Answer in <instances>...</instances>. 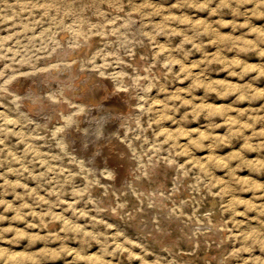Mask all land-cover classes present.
<instances>
[{"label": "rangeland", "instance_id": "obj_1", "mask_svg": "<svg viewBox=\"0 0 264 264\" xmlns=\"http://www.w3.org/2000/svg\"><path fill=\"white\" fill-rule=\"evenodd\" d=\"M0 110V264H264V0H0Z\"/></svg>", "mask_w": 264, "mask_h": 264}, {"label": "bare ground", "instance_id": "obj_2", "mask_svg": "<svg viewBox=\"0 0 264 264\" xmlns=\"http://www.w3.org/2000/svg\"><path fill=\"white\" fill-rule=\"evenodd\" d=\"M59 55H60V54H59ZM61 56H62V55H61ZM86 59H87V58H86ZM86 59H85V60H86ZM77 62H78V61H77ZM135 63H136V62H135ZM70 64H71V63H70ZM73 64H74V63H73ZM63 65L65 66V64H63ZM68 66H69V65H68ZM70 66H73V65H70ZM76 66H77V65H76ZM76 66H74V67H76ZM133 66H134V65H133ZM48 69H49V68H48ZM73 70H74V69H73ZM79 70H80V69H79ZM79 70H78V71H79ZM70 71H71V69H70ZM97 71H98V70H97ZM100 71H101V70H100ZM44 72H45V71H44ZM53 72H54V71H53ZM56 72H57V71H56ZM39 73H40V72H39ZM37 74H38V73H37ZM37 74H36V76H37ZM43 74H44V73H43ZM54 74H55V73H54ZM73 74H74V73H73ZM76 74H77V72H76ZM92 74H95V73L92 72ZM106 74H107V73H106ZM71 75H72V73H71ZM81 75H82V74H81ZM86 75H87V74H86ZM87 76H88V75H87ZM87 76H86V77H87ZM22 77H23V76H22ZM38 77H39V76H38ZM44 77H45V76H44ZM46 77H47V76H46ZM46 77H45V78H46ZM55 77H56V76H55ZM59 77H60V75H59ZM61 77H62V76H61ZM63 77H65V76H63ZM77 77H78V76H77ZM86 77H85V78H86ZM99 77H100V76H99ZM101 78H102V77H101ZM41 79H42V78H41ZM46 79H47V78H46ZM48 79H49V78H48ZM58 79H60V78H58ZM58 79H57V81H58ZM62 79L64 80V78H62ZM67 79H68V78H67ZM67 79H66V80H67ZM87 79H88V78H87ZM87 79H86V80H87ZM99 79H100V78H99ZM105 79H106V78H105ZM107 79H108V78H107ZM118 79H120V78H118ZM16 80H17V79H16ZM24 80H25V78H24ZM24 80H21V81H24ZM35 80H36V79H35ZM68 80L70 81L71 79H68ZM84 80H85V79H84ZM86 80H85V81H86ZM88 80H89V79H88ZM27 81H28V80H27ZM59 81H61V80H59ZM64 81H65V80H64ZM92 81H93V80H92ZM106 81H107V80H106ZM106 81H105V82H106ZM17 82H18V81H17ZM17 82H16V83H17ZM24 82H25V81H24ZM24 82H23L21 85H19L18 87H19V88L26 87V90H27V91H28V89H30L29 91H30L31 93L35 94V95H36V90H37V87H38V90L40 91V94L38 93L39 91H38L37 93L39 94V97L41 98V99H39V100H42L43 97L49 99V93H50V92L47 93V92L45 91L46 89L44 88L45 86L43 87V85H47L46 83H48L49 81L44 82L45 84L40 83L39 86L36 87V89L34 88V85H35V84H34L32 81H31V82L33 83V85H31L29 88L27 87L26 82H25V83H24ZM37 82H38V81H37ZM37 82H36V83H37ZM42 82H43V81H42ZM52 82H53V81H52ZM66 82H67V81H66ZM108 82H109V81H108ZM27 83H28V82H27ZM38 83H39V82H38ZM56 83H57V82H56ZM67 83H68V82H67ZM80 83H81V82H80ZM85 83H86V82H85ZM11 84H12V83H11ZM48 84H50V83H48ZM54 84H55V83H54ZM91 84H92V83H91ZM94 84H95V83H94ZM96 84H97V83H96ZM103 84H104V83H103ZM105 84H106V83H105ZM105 84H104V85H105ZM37 85H38V84H37ZM82 85H83V84H82ZM108 85H109V84H108ZM35 86H36V85H35ZM48 86H49V85H48ZM76 86H77V85H76ZM80 86H81V85H80ZM85 86H86V85H85ZM92 86H93V85H92ZM102 87H103V86H102ZM19 88H18V89H19ZM43 88H44L45 90H44ZM46 88H47V87H46ZM78 88H79V87H78ZM78 88H77V89H78ZM82 88H83V87H82ZM92 88H93V87H92ZM98 88H100V86H99ZM109 88H110L109 86H108V87L106 86V87L104 88V89H105V93H104V95H103V93H102L101 96H103V97H102V99H101L100 101H98V99H99L98 97H100V96L95 97V98H91V97L88 98V96H87V99H89V101H91V102L88 103V104H86L87 102L85 103V104H86L85 109L87 108L85 112H87L88 109H89V110L92 109L93 111H94V110H95V111L98 110V112H100V113H99L100 115H94V116L97 118L96 125H94V126H92V127H89V129H88V131H90L89 136H92V137H94L95 139H96V137H97L98 134H99L100 125H103V124L105 125L107 122L109 123L108 120H110V121H115L114 124L117 123V121H116L115 119H116L117 117H119V120H120V119H121V118H120L121 116H119V115H120L123 111H125L126 109H127V110L130 109V108L128 107L130 104L127 105V102H124L122 99H119L120 97L117 98L116 96H114L116 93H114V92H113V93L110 92V91H109ZM61 89H62V87H61ZM61 89H58V90H61ZM64 89H65V88H64ZM66 89H68V88H66ZM77 89H76V90H77ZM86 89H87V86L84 87V88L81 89V90H83L82 92H86V91H88V90H86ZM100 89H101V88H100ZM69 90H70V88H69ZM69 90H68V91H69ZM71 90H72V89H71ZM85 90H86V91H85ZM91 90H92V89H91ZM44 91H45L46 93H44ZM51 91H52V90H51ZM53 91H54L53 93H56V89H54ZM62 91H63V90H62ZM111 91H112V90H111ZM119 91H120V90H119ZM119 91H118V92H119ZM122 91H125V90H122ZM64 92H65L66 95H67L68 92H66V91H64ZM64 92L61 93V94H63L62 96L65 95ZM101 92H102V91H101ZM116 92H117V91H116ZM125 92H126V91H125ZM43 93H44V94H43ZM98 93H99V92H98ZM98 93H96V94H98ZM26 94H27V93H26ZM28 94H30V93L28 92ZM93 94H95V93H92V96H93ZM96 94H95V95H96ZM120 94H121V93H120ZM24 95H25V93H24ZM24 95H23V96H24ZM57 95H58V94H57ZM66 95H65V96H66ZM71 95H72V93H71ZM71 95H69V93H68V96H69V97H70ZM76 95H77V93H76ZM81 95H82V93H81ZM15 96H17V95H15ZM25 96H26V95H25ZM27 96H28V95H27ZM53 96H55V94H54ZM58 96H59V95H58ZM65 96H64V97H65ZM83 96H86V95L83 94ZM123 96H124V95H123ZM28 97H30V95H29ZM32 97H33V96H32ZM32 97H30V99H31ZM59 97H60V96H59ZM59 97H58V98H59ZM64 97H60V98H64ZM69 97H68V99H69ZM121 97H122V95H121ZM19 98H21V96H19ZM56 98H57V97H56ZM58 98H57V99H58ZM60 98H59V99H60ZM71 98H72V97H71ZM100 98H101V97H100ZM129 98H130V97H129ZM32 99H33V98H32ZM32 99H31V100H32ZM65 99H67V96L65 97ZM68 99H67V100H68ZM83 99H86V98L84 97ZM23 100H24V99H23ZM26 100H27V99H26ZM34 100H35V99H34ZM61 100H62V99H61ZM67 100H66V101H67ZM70 100H71V99H70ZM77 100H78V99H77ZM77 100H76V101H77ZM18 101H19V99L17 100V102H18ZM82 101H83V100H82ZM82 101H81V104H83ZM127 101H128V99H127ZM39 102H40V101H39ZM46 102H47V101H46ZM48 102H49V101H48ZM51 102H52V101H51ZM51 102H50V104L48 103V107H49V105H51V104H55V103H56V102H54V101H53L54 103H51ZM59 102H60V100H58V102H57L58 105L60 106ZM72 102H74V101L72 100ZM129 102H131V101H129ZM134 102H135V100H134ZM14 103H15V102H14ZM18 103H19V102H18ZM42 103H43V101H42ZM57 103H56V104H57ZM61 103H62V102H61ZM65 103H66V102H65ZM69 103H70V102H69ZM77 103H78V102H77ZM132 103H133V102H132ZM137 103H138V102H137ZM30 104H31V103H30ZM66 104L68 105V103H66ZM133 104H134V103H133ZM20 105H21V103H20ZM23 105H24V103H23ZM64 105H65V104H64ZM64 105H63V103L61 104V106H64ZM18 106H19V105H18ZM51 106H52V105H51ZM54 106H55V105H54ZM65 106H66V105H65ZM68 106H70V105H68ZM75 106H76V104H75ZM26 107H28V106L26 105ZM45 107H46V106H45ZM57 107H58V106H57ZM57 107H56V108H57ZM134 107L137 108L138 106L136 105V106H134ZM12 108H13V106H12ZM18 108H19V107H18ZM29 108H30V107H29ZM41 108H42V107H41ZM50 108H51V107H50ZM53 108H54V107H52V110H53ZM56 108H55V109H56ZM64 108H65V107H64ZM64 108H63V109H64ZM66 108H67V107H66ZM69 108H70V107H68V111L70 110ZM73 108H74V107H73ZM131 108H132V107H131ZM4 109H5V108H4ZM4 109H3V110H4ZM13 109H14V108H13ZM16 109H17V108H16ZM30 109H31V108H30ZM55 109H54V110H55ZM33 110H34V109H33ZM44 110H45V109H44ZM44 110H43V111H44ZM58 110L62 111V110H61V107H60V109H58ZM131 110L133 111L134 109H131ZM0 111H1V110H0ZM31 111H32V110H31ZM68 111H67V112H68ZM93 111H92V112H93ZM2 112H3V111H2ZM21 112H23V111H21ZM27 112H28V111H27ZM62 112H63V111H62ZM62 112H60V114H61ZM72 112H73V111H72ZM75 112H76V111H75ZM80 112H81V111H80ZM90 113H91V111H90ZM124 113H126V112H124ZM127 113H128V112H127ZM132 113H133V112H132ZM28 114H29V113H28ZM33 114H34V113H33ZM63 114H64V113H62V115H63ZM67 114H68V113H67ZM92 114H93V113H92ZM122 114H123V113H122ZM122 114H121V115H122ZM128 114H129V113H128ZM4 115H5V114H4ZM65 115H66V114H65ZM124 115H125V114H124ZM124 115H123V116H124ZM5 116H6V115H5ZM56 116H57V115H56ZM63 116H64V115H63ZM73 116H75V115L73 114ZM6 117H7V116H6ZM57 117H58V116H57ZM60 117H61V116H60ZM66 117H67V116H66ZM98 117H99V118H98ZM28 118H29V117H28ZM30 118H31V117H30ZM32 119H33V118H32ZM91 119H92V118H91ZM93 119H94V118H93ZM117 119H118V118H117ZM6 120H7V119H6ZM62 120H63V119H62ZM128 120H129V119H128ZM120 121H121V120H120ZM122 121H123V117H122ZM122 121H121V124H122ZM123 123H124V122H123ZM114 124H111V125H114ZM104 125H103V126H104ZM108 125H109V124H108ZM108 125H107V127H108ZM111 125H110V126H111ZM119 125H120V124H119ZM119 125H118V127H119ZM105 126H106V125H105ZM111 127H112V126H111ZM111 127H109V129H110ZM112 129H113V128H112ZM112 129H111V130H112ZM106 130H107V129H106ZM64 145H65V144H63V146L61 145V149H62V147H64ZM208 151H209V150H208ZM203 155H204V154H203ZM207 155H208V154H207ZM202 157H203V156H202ZM204 157H206V156H204ZM229 198H230V197H229ZM196 200H197V199H196ZM228 200H229V199H228ZM230 200H231V199H230ZM197 201H198V200H197ZM213 202H214V201H213ZM211 203H212V201H211ZM226 204H228V202H227ZM228 206H230V204H229ZM228 208H229V207H228ZM228 208H227V209H228ZM206 209H207V208H206ZM206 209H205V210H206ZM213 209H214V208H213ZM219 209H220V208H219ZM212 211H213V210H212ZM205 212L207 213V211H205ZM193 213H196V215H197V212H193ZM210 214H211V211H210ZM199 215H200V214H199ZM206 215H207V214H206ZM206 215H205L204 217H206ZM201 216H202V215H201ZM207 216L209 217V214H208ZM56 217H57V216H56ZM194 217H195V216H194ZM196 217H197V216H196ZM59 218H60V217H59ZM211 218H212V217H211ZM215 218H216V217H215ZM195 219H196V218H195ZM209 219H210V218H209ZM152 220H153V219H152ZM206 220H207V219H206ZM215 220H216V219H215ZM215 220H214V221H215ZM217 220H218V219H217ZM148 221H149V220H148ZM174 221H175V220H174ZM203 221H204V220H203ZM208 221H210V220H208ZM37 222H38V221H37ZM138 222H139V221H138ZM149 222H150V221H149ZM153 222H157V221H153ZM165 222H166V221H165ZM195 223H196V222H195ZM208 223H209V222H208ZM131 224H132V223H131ZM134 224H135V223H134ZM134 224H133V225H134ZM149 224H151V223H149ZM149 224H148V225H149ZM157 224H158V222H157ZM191 224H193V223H191ZM196 224H197V223H196ZM214 224L216 225L217 223H214ZM139 225H140V224H139ZM158 225H159V224H158ZM186 225H187V224H186ZM204 225H205V224H204ZM212 225H213V224H212ZM212 225L210 224V226L212 227V230H213V226H212ZM45 226H47V224H46ZM145 226H146V225H145ZM194 226H195V225H194ZM216 226H218V225H216ZM37 227H38V226H37ZM37 227H36V228H37ZM136 227H137V226H136ZM140 227H141V226H140ZM147 227H148V226H147ZM149 227H152V226L149 225ZM156 227H157V226H156ZM192 227H193V226H192ZM202 227H203V226H202ZM211 227H210V228H211ZM219 227H220V226H219ZM219 227H218V228H219ZM42 228H43V227H42ZM133 228H134V227H133ZM187 228H189V227H187ZM199 228H201V227H199ZM210 228L207 227V228H206L207 231H208ZM214 228H215V227H214ZM218 228H217V229H218ZM221 228H222V226H221ZM46 229H47V227H46ZM142 229H143V228H142ZM146 229H147V228H146ZM151 229H152V228H151ZM151 229H149V230L152 231ZM206 229H205V230H206ZM215 229H216V228H215ZM215 229H214V233H213L214 235H216V234H215L216 231H219V230H216V231H215ZM219 229H220V228H219ZM222 229H223V228H222ZM133 230H134V229H133ZM144 230H145V229H144ZM149 230H148V232H149ZM231 230H232V229H231ZM44 231H45V230H44ZM47 231H48V230H47ZM49 231H50V230H49ZM135 231H136V229H135ZM138 231H140L139 228H138ZM142 231H143V230H142ZM142 231H141V232H142ZM159 231H160V230H159ZM193 231H194V230H193ZM220 231H221V230H220ZM38 232H39V231H38ZM42 232H43V230H42ZM155 232H157V231H154V233L152 232V233H153L152 237H154ZM197 232H198V231H197ZM138 233H139V232H138ZM142 233H143V232H142ZM145 233H146V230H145ZM211 233H212V232H211ZM211 233H210V235H211ZM146 234H147V233H146ZM194 234H195V233H194ZM205 234H206V233H205ZM205 234H204V235H205ZM213 234H212V235H213ZM217 234H218V232H217ZM226 234H227V233H226ZM148 235H149V234H148ZM157 235H158V233H157ZM199 235H200V234H199ZM221 235H223V234H221ZM207 236H209V235H207ZM202 237H203V236H202ZM209 237H210V236H209ZM215 237H216V236H215ZM220 237H221V236H220ZM204 238H206V237H204ZM154 239H155V237H154ZM210 239H211V238H210ZM223 239H224V238H223ZM156 240H157V239H156ZM158 241H159V240H158ZM215 241H216V239H215ZM156 242H157V241H156ZM199 243H200V242H199ZM225 249H226V248H225ZM166 250H167V249H166ZM225 251H226V250H225ZM225 251H224V252H225ZM170 253H171V252H170ZM221 254H222V253H221ZM224 256H225V255H224ZM229 257H230V255H229ZM216 258L218 259V257H216ZM226 258H227V257H226ZM230 258H231V257H230ZM203 259H205V258H203ZM221 259H222V258H221ZM219 260H220V257H219ZM219 260H218V261H219ZM218 261H217V263H218ZM220 262H221V261H220ZM220 262H219V264H220ZM228 262H229V261H228ZM227 264H228V263H227Z\"/></svg>", "mask_w": 264, "mask_h": 264}]
</instances>
